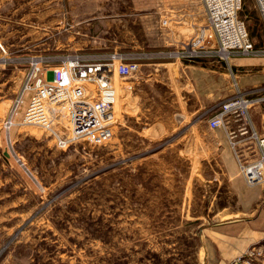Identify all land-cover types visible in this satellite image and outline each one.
<instances>
[{"label":"rangeland","instance_id":"obj_1","mask_svg":"<svg viewBox=\"0 0 264 264\" xmlns=\"http://www.w3.org/2000/svg\"><path fill=\"white\" fill-rule=\"evenodd\" d=\"M170 2L176 0H0V264H206V227L238 209L208 125L150 127L154 112L138 117L116 70L113 134L102 145L58 148L43 129L21 124L33 89L14 111L39 56L53 57L43 64V81L73 53L91 61L115 50L139 63L172 60L158 53L171 48L150 31L157 20L151 14ZM239 15L262 46L254 1L244 0ZM158 71L141 89L143 105L161 115L171 107L163 104L169 95ZM261 87L253 96L264 98V83L252 88ZM154 128L164 133L158 140L150 138Z\"/></svg>","mask_w":264,"mask_h":264},{"label":"built area","instance_id":"obj_2","mask_svg":"<svg viewBox=\"0 0 264 264\" xmlns=\"http://www.w3.org/2000/svg\"><path fill=\"white\" fill-rule=\"evenodd\" d=\"M204 11V24L199 32L187 41L180 42L175 49L159 51L170 59L200 60L214 58L229 65L234 57L264 58V44L252 42L247 22L239 13L244 0H199ZM264 30V0H253ZM165 23V22H164ZM51 58L42 56L30 64L27 79L16 100L14 111L22 102L27 89H33L30 102L21 124L43 129L55 142L56 147L65 149L74 143L102 145L113 134L115 88L112 72L116 70L121 78H127L139 70V62L121 51L106 54L101 61H91L79 53L61 56L59 64L51 68L49 81H43L39 74L46 70L44 62ZM45 67V68H44ZM86 84H92L90 89ZM262 90L250 88L238 90L232 97L218 105V111L208 118L209 129L225 128L229 120L240 122L241 133L256 145H245L246 157L238 150L230 132L229 143L237 160L239 171L249 186H264V133L258 132L252 124L250 108L264 100L253 96ZM66 120V121H65ZM12 123L9 122L10 127ZM264 199V188L262 192ZM264 257L260 245L251 248L238 259L241 264H251L249 258Z\"/></svg>","mask_w":264,"mask_h":264},{"label":"crops","instance_id":"obj_3","mask_svg":"<svg viewBox=\"0 0 264 264\" xmlns=\"http://www.w3.org/2000/svg\"><path fill=\"white\" fill-rule=\"evenodd\" d=\"M166 6L163 5L161 13L159 11L151 14L150 18L157 17V20L151 24L150 31L153 32V38L155 32L162 36L159 40L162 46L173 49L183 42L187 31L194 30V34L189 38L199 32L204 24V14L199 0H176L170 2L168 8ZM109 8L112 7L109 5L105 13ZM114 42L116 46L124 44L122 39H116ZM233 59L234 62L229 65L214 58L172 59L160 62L146 60L139 63V70L136 73L124 79L128 83L124 88L132 93L131 103H134L133 109L140 114L139 118L143 113L154 112L151 116L154 121L150 127L163 126L170 128L168 131L176 128H180V132L191 129L198 131L203 124L207 126L208 118L218 111L220 102L232 97L238 90H247L264 83V61L254 60V62L239 57ZM160 67L163 70L164 96L169 95L168 99H164L163 104L171 107L161 115L158 114L160 111L158 107L143 105L141 89V86L146 85L150 80L157 79ZM151 98L152 95L147 99ZM249 111L253 127L264 133V103L253 106ZM242 125L231 119L226 123L225 128L209 129L214 141L221 147L223 173L231 183L238 209L230 213L227 218L206 227L205 234L209 244V249L206 250V264H235L261 241L260 246L264 249V199H262L264 186L246 184L227 136L230 132L234 133L233 140L237 142L235 147L249 157L245 145H252L255 148L256 142L248 138L249 132L241 133ZM151 131L156 132L150 137L154 140L164 135V133L157 134L159 131L155 128ZM249 260L251 264H264V257H253Z\"/></svg>","mask_w":264,"mask_h":264},{"label":"water","instance_id":"obj_4","mask_svg":"<svg viewBox=\"0 0 264 264\" xmlns=\"http://www.w3.org/2000/svg\"><path fill=\"white\" fill-rule=\"evenodd\" d=\"M5 155H8V153H5ZM235 264H241V262H236Z\"/></svg>","mask_w":264,"mask_h":264},{"label":"bare ground","instance_id":"obj_5","mask_svg":"<svg viewBox=\"0 0 264 264\" xmlns=\"http://www.w3.org/2000/svg\"><path fill=\"white\" fill-rule=\"evenodd\" d=\"M113 73H114V72H112V76H114ZM115 93H116V89H115ZM115 113H116V111H115ZM11 123H12V122H11Z\"/></svg>","mask_w":264,"mask_h":264}]
</instances>
